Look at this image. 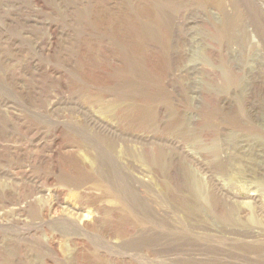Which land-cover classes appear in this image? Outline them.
<instances>
[{"label": "rangeland", "instance_id": "1", "mask_svg": "<svg viewBox=\"0 0 264 264\" xmlns=\"http://www.w3.org/2000/svg\"><path fill=\"white\" fill-rule=\"evenodd\" d=\"M0 264H264V0H0Z\"/></svg>", "mask_w": 264, "mask_h": 264}]
</instances>
